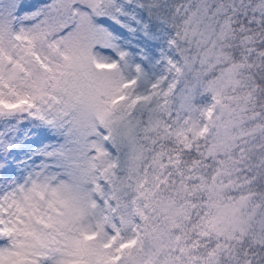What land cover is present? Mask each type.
Masks as SVG:
<instances>
[{"label":"snow or ice","instance_id":"1","mask_svg":"<svg viewBox=\"0 0 264 264\" xmlns=\"http://www.w3.org/2000/svg\"><path fill=\"white\" fill-rule=\"evenodd\" d=\"M0 264H264V0H0Z\"/></svg>","mask_w":264,"mask_h":264}]
</instances>
